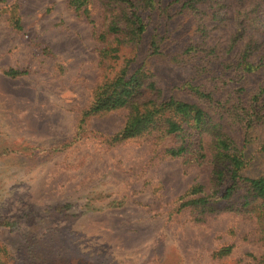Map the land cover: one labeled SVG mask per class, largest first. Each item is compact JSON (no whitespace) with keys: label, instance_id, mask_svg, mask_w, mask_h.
Instances as JSON below:
<instances>
[{"label":"rangeland","instance_id":"rangeland-1","mask_svg":"<svg viewBox=\"0 0 264 264\" xmlns=\"http://www.w3.org/2000/svg\"><path fill=\"white\" fill-rule=\"evenodd\" d=\"M101 22L95 0L88 17L69 0H0V264H257L255 204L202 219L176 210L191 184L206 182L207 165L161 155L149 136L110 144L126 109L78 127L101 77ZM148 66L189 99L174 88L178 71L156 58ZM9 68L25 72L8 77ZM200 106L241 142L214 107ZM258 135L245 148L250 175L264 173V128Z\"/></svg>","mask_w":264,"mask_h":264},{"label":"trees","instance_id":"trees-1","mask_svg":"<svg viewBox=\"0 0 264 264\" xmlns=\"http://www.w3.org/2000/svg\"><path fill=\"white\" fill-rule=\"evenodd\" d=\"M93 1L69 5L88 17ZM95 1L102 19L95 31L101 77L78 127L89 117L126 109L122 126L105 138L110 144L149 136L159 154L209 167L206 182L191 184L177 199V211L190 208L202 219L255 204L257 240L264 245V173L248 174L245 155L264 128V0ZM152 58L179 72L174 88L189 99L167 88L149 68ZM24 72L4 70L8 77ZM200 103L214 107L241 142L212 122ZM258 149L264 153V138ZM231 248L224 245L214 255ZM257 264H264V253Z\"/></svg>","mask_w":264,"mask_h":264}]
</instances>
